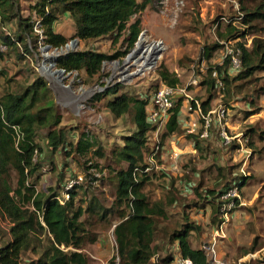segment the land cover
Returning <instances> with one entry per match:
<instances>
[{"label": "rangeland", "instance_id": "obj_1", "mask_svg": "<svg viewBox=\"0 0 264 264\" xmlns=\"http://www.w3.org/2000/svg\"><path fill=\"white\" fill-rule=\"evenodd\" d=\"M29 1L20 0L19 9L22 16L33 21L31 36L27 38L30 50L24 51L21 43L17 48L2 51L0 97L6 91H23L37 76L46 80L50 89L48 96L55 101V109L61 115L57 127L64 128L65 142L51 152L45 136L48 128L37 132L40 150L35 154L38 164L35 188L60 194L69 176L84 174L76 188L75 205L84 209L80 219L88 230L86 236L95 237L83 248L88 264H108L115 254L113 225L123 207L113 204L114 170L124 164H115L110 150L122 144L124 137L135 128L131 111L116 117L104 102L126 93L146 98L149 104L154 92L164 84L156 72L160 64L179 78L176 89L182 93L184 103L178 116V129L166 133L165 125H160L156 132L151 130L144 153V162L150 166L143 176L142 190L147 199L160 203L168 197L174 198L164 205L165 216H154L155 263L178 262L181 254L172 233L187 221L196 226L188 235L190 245L203 248L210 264L214 263L215 255L224 264L260 263L264 254V69L233 80L222 91L203 81L209 78L208 69L223 61L225 42L237 45V42L252 40L255 35L264 38V19L245 23L242 20L245 10L241 8H259L263 12L264 0H148L130 22L140 19L143 34L138 45L147 48L145 45L150 41H160L154 44L156 50L160 47V52L152 66L144 67L140 74L130 78L124 71H133L135 65L150 62L152 49H148L149 54L143 51L137 60L126 62V65H135L123 69V61L136 42L127 47V31L79 39L74 36L75 24L69 12L59 11L53 31L64 35L67 41L61 46H52L42 34L39 18L32 10L34 3L28 4ZM52 7L56 9L58 5ZM4 16L0 11V41L6 34L15 38L18 32L16 19L3 21ZM46 45L50 46L46 48ZM215 45L211 56L203 57V50ZM78 49H93L114 57L104 61L99 73L92 77L83 70L53 72L61 68L57 64L59 56ZM58 51L60 54L56 55ZM122 76L126 81H120ZM112 84H120L116 93L99 96L105 86ZM209 96V110L222 106L226 111L220 118L221 123L214 118L209 135L201 137V115L187 106L191 105L192 98L200 103ZM221 126L230 137L227 144L222 141ZM82 136L93 143L76 150L75 145L83 140ZM155 144L159 145V152L151 161ZM178 146L188 148L182 151ZM173 151L179 152L176 168L171 162ZM234 188L239 197H235L227 219L223 220L221 208L216 214L212 208L222 194ZM8 228V220L0 216V245L10 238ZM46 240L44 235L43 243ZM214 240L215 253L207 248ZM36 250L23 251L21 262L36 260L41 246L37 245ZM167 256L172 262L163 261Z\"/></svg>", "mask_w": 264, "mask_h": 264}, {"label": "trees", "instance_id": "obj_2", "mask_svg": "<svg viewBox=\"0 0 264 264\" xmlns=\"http://www.w3.org/2000/svg\"><path fill=\"white\" fill-rule=\"evenodd\" d=\"M242 1V0H239ZM148 0L139 3L137 0H35L32 5L35 15L46 41L55 47L66 43L67 38L55 31L52 25L59 12H69L75 24L74 36L79 39L96 38L113 32L127 31V47H131L141 31L140 19H130L138 11L144 9ZM53 4H57L55 9ZM20 0H0V11L6 15L3 21L16 19L18 32L16 37L4 35L2 42L8 47L17 48L23 43L24 51L30 50L27 38L31 36L33 21L22 16L19 9ZM245 10L243 22L256 18L264 19V11ZM241 47L242 66L235 76L227 73L229 58L214 65L224 85L241 76H249L256 69H264V38L253 36L250 47ZM203 50V57L211 56V49ZM23 53V52H22ZM4 56L0 51V59ZM113 54L93 49L69 51L57 58V64L65 71L83 70L88 77L99 73L104 61L112 59ZM208 79L204 83L213 85L212 67L208 69ZM156 72L161 81L175 87L179 78L164 64H160ZM120 84L105 86L99 96L116 93ZM50 89L42 76H37L20 92L6 91L0 97V216L9 222L10 238L0 245V264H23L21 253L31 249L37 251L36 260L25 264H88L85 245L93 242L95 237L86 236L88 230L80 217L84 209L75 205L77 186L70 190L69 197L60 202L57 191L45 192L35 188L38 164L35 154L40 150L36 141L37 132L48 128L45 136L50 151L54 152L65 142V130L57 127L61 121L60 113L55 109V101L49 97ZM182 96L175 98L170 115L165 123L166 133H172L179 127L178 112ZM210 96L202 100L200 110H209ZM105 107L116 117L129 111L135 125L133 131L124 137L123 143L111 148L112 161L124 166L114 170L116 190L113 204L123 207L118 221L113 225L116 251L108 264H160L152 262L154 255V216H165L164 205L174 201L168 197L165 202L151 203L142 190L147 173L144 168V153L147 148L148 133L155 126L146 120L148 100L139 96L121 93L104 102ZM191 106L195 104L191 101ZM192 137V135H190ZM80 140L76 150L93 143L89 138ZM13 173V175H12ZM243 183V182H242ZM240 185L243 184H238ZM229 188V186H228ZM214 192L211 190L210 194ZM221 196V195H220ZM227 199L220 198L212 212H220V207ZM127 211H125V209ZM87 209V208H86ZM89 209V208H88ZM196 226L184 222L181 228L172 233L173 240L178 242L182 257H188L193 264H210L203 248L192 247L188 240L189 232ZM46 242L43 243V236ZM254 241V240H253ZM166 263L172 262L167 256ZM264 264V254L260 263Z\"/></svg>", "mask_w": 264, "mask_h": 264}, {"label": "built area", "instance_id": "obj_3", "mask_svg": "<svg viewBox=\"0 0 264 264\" xmlns=\"http://www.w3.org/2000/svg\"><path fill=\"white\" fill-rule=\"evenodd\" d=\"M39 22V20H38ZM251 39L249 38L247 42H237L236 44H232L231 42H225L224 44V58H229V63L227 67V73H234L239 71V69L242 66V60H241V47L238 45V43H241L243 46L249 47L250 46ZM7 49V45L0 41V51H5ZM211 76L213 78V84L217 88L218 91H222L224 89V81L221 78V76L218 75L215 68H212ZM180 94L179 90L176 89V86H168L166 84H163L154 94L152 95L150 99L149 106L146 108V120L155 126V129H157L160 125L164 124V122L168 119L170 115V109L174 104L175 98L178 97ZM192 101L195 104L194 110L198 111L202 118V129L200 132L201 137H207L209 135V129L211 124L214 121V118L218 120L219 123H221L220 118L224 116L225 108L222 106H219L215 109H210L205 113H202L200 110V104L197 99H193ZM192 106L190 105V108ZM221 136L222 141L227 144L230 141V137L227 135L226 130L223 126H221ZM159 152V145L155 144L152 150V153L150 155V160L153 161L157 153ZM178 154H171V158L173 160V166L176 168V158ZM47 165H45L46 167ZM45 167L43 169H45ZM150 166L147 164V166L144 168V171L149 170ZM84 179L83 173H76L74 176H69L67 180L62 184L61 193L56 196L57 199L60 202H63L69 197L70 190L78 186ZM237 188H234V190H228L224 194H222V199H227L226 202L221 205L223 220L227 219V211L234 205L236 198L239 197L237 192ZM214 245L215 240L207 245V248L211 249L214 253ZM215 255V254H214ZM178 262L175 264H193L192 260L188 257H182L180 256L178 258ZM151 261L155 262V256H151ZM213 264H224L219 259L216 258V255L214 257V263Z\"/></svg>", "mask_w": 264, "mask_h": 264}, {"label": "water", "instance_id": "obj_4", "mask_svg": "<svg viewBox=\"0 0 264 264\" xmlns=\"http://www.w3.org/2000/svg\"><path fill=\"white\" fill-rule=\"evenodd\" d=\"M142 33H143V31H141V32L139 33V35H138V37H137V40H136V42H135V46H134V47L130 50V52L127 54L125 60L123 61V64H122L121 68L124 67V63H125V61H126L127 59L133 58L134 55L140 50L139 46H137V45H138L137 42H138L139 38L141 37ZM159 43H160V41L152 40V41H150L148 44H150V45H154V44L158 45ZM49 46H50V45H46V48H48ZM60 51H61V53H62V52H63V49L61 48ZM159 52H160V47H157L156 54L153 56V58H152V62H150L146 67H150V66H152V65L154 64V62L156 61V59H157V57H158ZM64 53H65V52H64ZM58 54H60L59 51H58V53H56V55H58ZM54 59H55V56H54ZM52 64H53V62L50 61V65H52ZM126 66L128 67V65H126ZM125 70H126V69H125ZM64 71H65V70H64L63 68H56L55 71H53V72L63 73ZM142 71H143L142 68H135V70H133V71H124V73H125V72L128 73L129 78H130V77H132V76H136V75L140 74ZM68 73H69V72H68ZM120 81H122V82L126 81V79L124 78V76L120 77Z\"/></svg>", "mask_w": 264, "mask_h": 264}, {"label": "bare ground", "instance_id": "obj_5", "mask_svg": "<svg viewBox=\"0 0 264 264\" xmlns=\"http://www.w3.org/2000/svg\"><path fill=\"white\" fill-rule=\"evenodd\" d=\"M142 34H143V33H142ZM141 36H142V35H141ZM140 38H141V37H140ZM140 38H139V39H140ZM138 41H139V40H138ZM137 44H138V42H137ZM137 46H139L140 50L134 55L133 58L127 59V60L125 61V63H124V67H122L123 69L127 67V66H125V65H126V62H128L129 60H133V61L137 60L138 57H139V55H141L143 51H145V52L148 53V49H149V50L152 49V52H151V53L153 54V56L156 54V47H154V45L146 44L145 46H146L147 48L140 47V45H137ZM148 54H149V53H148ZM153 56H152V58H153ZM152 58H151V61H150V62H152ZM150 62H148V63H146V64H144V65H139V64L135 65L134 63H132L131 65H128V67H130V66H132V65H135L136 68H142V69H143L144 67L146 68V66H147ZM45 69H46V68H45ZM46 70H48V69H46ZM55 73H58V72H55ZM58 74H62V73H58Z\"/></svg>", "mask_w": 264, "mask_h": 264}, {"label": "crops", "instance_id": "obj_6", "mask_svg": "<svg viewBox=\"0 0 264 264\" xmlns=\"http://www.w3.org/2000/svg\"><path fill=\"white\" fill-rule=\"evenodd\" d=\"M33 1H35V0H33ZM31 2V0L29 1V3L28 4H31V3H34V2ZM32 11V10H31ZM177 86V85H176ZM185 95H187V94H185ZM179 96H182V93L180 92V94H179ZM182 98H183V96H182ZM182 103H184V99H182ZM182 103H181V107H180V109L181 110H179V112H178V116L180 115V113H182V107H183V105H182ZM149 106V104L146 106V108ZM188 108H190V105L189 106H187ZM215 109V108H214ZM195 112H198V111H196V110H194ZM192 114V113H191ZM178 116H177V120L179 121V123H180V119L178 118ZM169 118V117H168ZM168 120V119H167ZM166 120V121H167ZM166 121L164 122V124H162V125H165V123H166ZM165 127V126H164ZM155 132L157 131V129H155L154 130ZM122 143V142H121ZM178 149H180V150H182V151H184L186 148H188L187 146H186V148H184V147H180V146H178L177 147ZM179 154V152H176V151H173L171 154ZM171 162H172V164H173V160L171 159ZM172 168V167H171ZM174 174H175V172H174ZM178 250H179V247H178Z\"/></svg>", "mask_w": 264, "mask_h": 264}]
</instances>
